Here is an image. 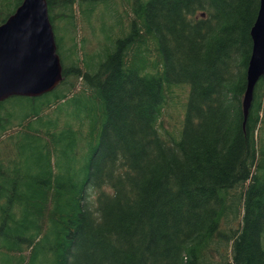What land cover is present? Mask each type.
<instances>
[{
	"label": "trees",
	"instance_id": "16d2710c",
	"mask_svg": "<svg viewBox=\"0 0 264 264\" xmlns=\"http://www.w3.org/2000/svg\"><path fill=\"white\" fill-rule=\"evenodd\" d=\"M46 4L62 80L0 102V264H264L258 0Z\"/></svg>",
	"mask_w": 264,
	"mask_h": 264
},
{
	"label": "water",
	"instance_id": "95a60500",
	"mask_svg": "<svg viewBox=\"0 0 264 264\" xmlns=\"http://www.w3.org/2000/svg\"><path fill=\"white\" fill-rule=\"evenodd\" d=\"M249 37L251 47L240 102L242 127L254 85L264 74V0H258ZM61 70L46 0H22L0 24V102L52 91L62 80Z\"/></svg>",
	"mask_w": 264,
	"mask_h": 264
},
{
	"label": "rangeland",
	"instance_id": "374dc122",
	"mask_svg": "<svg viewBox=\"0 0 264 264\" xmlns=\"http://www.w3.org/2000/svg\"><path fill=\"white\" fill-rule=\"evenodd\" d=\"M101 10L103 11V9H102V8H101ZM99 12H100V9H99ZM166 124H167V123H165V124H164V126H166ZM166 127H168V126H166Z\"/></svg>",
	"mask_w": 264,
	"mask_h": 264
}]
</instances>
